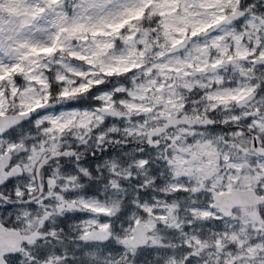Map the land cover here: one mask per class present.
<instances>
[{
    "label": "snow or ice",
    "instance_id": "1",
    "mask_svg": "<svg viewBox=\"0 0 264 264\" xmlns=\"http://www.w3.org/2000/svg\"><path fill=\"white\" fill-rule=\"evenodd\" d=\"M149 259L264 264V0H0V264Z\"/></svg>",
    "mask_w": 264,
    "mask_h": 264
},
{
    "label": "rangeland",
    "instance_id": "2",
    "mask_svg": "<svg viewBox=\"0 0 264 264\" xmlns=\"http://www.w3.org/2000/svg\"><path fill=\"white\" fill-rule=\"evenodd\" d=\"M32 132H35V129H32ZM112 145H105L104 148L100 149L97 151L95 148L91 149L90 151H85L84 152V159L85 160H91V161H100L101 163L103 162L104 159H111L112 157H117L119 159H123V154L127 152L129 149H132L138 145L128 144L127 146H124L123 144L121 145H115V149L110 151V147ZM83 148V146H80ZM105 147H107V150L105 151Z\"/></svg>",
    "mask_w": 264,
    "mask_h": 264
},
{
    "label": "clouds",
    "instance_id": "3",
    "mask_svg": "<svg viewBox=\"0 0 264 264\" xmlns=\"http://www.w3.org/2000/svg\"><path fill=\"white\" fill-rule=\"evenodd\" d=\"M146 264H153V261L149 259L146 261Z\"/></svg>",
    "mask_w": 264,
    "mask_h": 264
}]
</instances>
